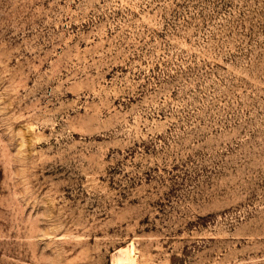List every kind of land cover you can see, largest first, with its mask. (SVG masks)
<instances>
[{"label":"rangeland","instance_id":"rangeland-1","mask_svg":"<svg viewBox=\"0 0 264 264\" xmlns=\"http://www.w3.org/2000/svg\"><path fill=\"white\" fill-rule=\"evenodd\" d=\"M264 264V0H0V264Z\"/></svg>","mask_w":264,"mask_h":264},{"label":"bare ground","instance_id":"bare-ground-1","mask_svg":"<svg viewBox=\"0 0 264 264\" xmlns=\"http://www.w3.org/2000/svg\"><path fill=\"white\" fill-rule=\"evenodd\" d=\"M133 251H134V244H131L129 248L124 249V251H123L124 253L122 254V257L120 259H118V262L120 264L131 263L132 259L130 260V256L132 255Z\"/></svg>","mask_w":264,"mask_h":264}]
</instances>
